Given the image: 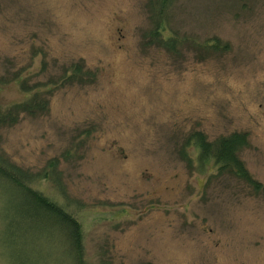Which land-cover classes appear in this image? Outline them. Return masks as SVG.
Masks as SVG:
<instances>
[{"label": "rangeland", "instance_id": "374dc122", "mask_svg": "<svg viewBox=\"0 0 264 264\" xmlns=\"http://www.w3.org/2000/svg\"><path fill=\"white\" fill-rule=\"evenodd\" d=\"M146 3L0 0V76L31 62L24 74L43 81L75 60L96 72L0 129V149L35 171L58 160L89 264H264V0H174L168 33L231 45L224 54L184 46L177 57L142 47ZM40 58L46 67L33 75ZM22 95L0 83V108ZM194 130L246 132L240 156L262 188L188 168L180 150ZM40 188L65 200L47 180Z\"/></svg>", "mask_w": 264, "mask_h": 264}, {"label": "trees", "instance_id": "16d2710c", "mask_svg": "<svg viewBox=\"0 0 264 264\" xmlns=\"http://www.w3.org/2000/svg\"><path fill=\"white\" fill-rule=\"evenodd\" d=\"M173 2L147 0L150 25L141 33L142 47H157L174 57L181 55L184 46L193 47L199 53L224 54L230 51L229 42L215 36L199 43L192 38L180 37L172 30L168 33L169 11ZM36 51L39 49L33 47L32 59L36 57ZM46 64V59L40 58L39 66L32 74L43 72ZM30 66L31 62L0 76L1 84L15 82L23 94L20 100L0 108V129L12 127L24 115L44 113L48 109V96L53 90L65 86H85L96 80V72L85 67L82 60L71 61L43 81H29L31 75L24 73L29 71L25 69ZM249 141L246 132L235 131L210 138L205 132L194 130L187 134L180 154L188 168L195 166L199 173L207 174L208 182L227 175L258 191L262 188L261 184L248 172L240 156L242 150L250 145ZM189 147L196 150L194 158L186 154L190 151ZM65 153L64 158L67 157ZM57 161L52 159L47 169L44 167L35 171L14 162L0 149V227L3 230L0 248H4L10 257L7 264H89L82 223L56 171ZM42 180L53 185L57 194L65 200H58L40 188ZM99 264L110 263L101 259Z\"/></svg>", "mask_w": 264, "mask_h": 264}]
</instances>
